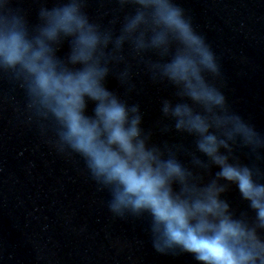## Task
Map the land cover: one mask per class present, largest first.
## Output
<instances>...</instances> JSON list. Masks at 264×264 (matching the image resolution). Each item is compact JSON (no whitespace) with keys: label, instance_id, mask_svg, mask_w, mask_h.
<instances>
[{"label":"clouds","instance_id":"clouds-1","mask_svg":"<svg viewBox=\"0 0 264 264\" xmlns=\"http://www.w3.org/2000/svg\"><path fill=\"white\" fill-rule=\"evenodd\" d=\"M10 3H0V73L19 82L29 118L51 128L57 151L79 155L109 191V210L121 218L147 213L159 252L178 248L197 264H264V183L235 155L237 148L258 155L264 135L228 106L216 53L185 10L174 0H119L137 7L115 35L90 19L87 0H51V7L42 0L34 24ZM125 43L141 59L151 51L163 60L145 63L154 81L176 90L178 102L164 99L160 111L176 132L195 138L204 159L191 153V167L179 158L182 145L151 143L140 106L107 87ZM65 44L68 52L58 55ZM129 76L125 69L116 79L124 84ZM231 186L253 220L222 198Z\"/></svg>","mask_w":264,"mask_h":264},{"label":"water","instance_id":"water-1","mask_svg":"<svg viewBox=\"0 0 264 264\" xmlns=\"http://www.w3.org/2000/svg\"><path fill=\"white\" fill-rule=\"evenodd\" d=\"M174 2L216 53L221 65L216 83L230 109L264 135V0ZM41 6L42 0H12L8 5L33 24ZM47 6H52L51 0ZM136 7L122 6L119 0H87L85 11L102 29L118 35L124 18L133 15ZM68 50L65 44L58 55ZM122 55L123 61L110 63L106 85L128 105L140 106L142 128L152 134L151 143L182 145L179 158L190 167L191 153L204 159L196 152L195 138L176 132L174 121L160 111L162 100L178 102L176 90L167 82L154 81L145 61L163 60L151 51L141 59L128 43ZM125 69L130 76L120 84L116 77ZM26 104L19 82L10 73H0V264H197L178 248L155 249L147 213L115 216L108 207L109 191L92 179L79 155L57 151L51 128L42 130L39 122L30 119ZM93 107L89 102L86 114L91 115ZM235 155L258 169L254 178L264 183V150L257 155L237 148ZM222 198L237 215L246 211L250 220L255 218L235 186Z\"/></svg>","mask_w":264,"mask_h":264}]
</instances>
